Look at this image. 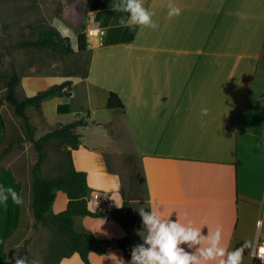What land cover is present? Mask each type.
<instances>
[{
    "label": "crops",
    "instance_id": "0c3cea01",
    "mask_svg": "<svg viewBox=\"0 0 264 264\" xmlns=\"http://www.w3.org/2000/svg\"><path fill=\"white\" fill-rule=\"evenodd\" d=\"M170 3L181 8L180 15H168ZM79 4L80 14H86L85 22L78 23L80 28L67 25L65 17H56L54 25L63 36L74 31L77 45L78 34H87L86 72L75 81L74 76H61L59 82L51 80L60 77L53 74H21L17 91L27 97L72 80L71 96L56 95L44 100L40 111L27 110L38 138L54 127L48 111L57 117L76 112L73 89L83 84L87 103L80 105L84 111L80 118L87 124L76 128L81 145L72 151L74 164L88 173L94 192L106 194L115 208L123 205L124 198L118 166L109 163L113 153L88 143L85 133L93 124L101 132L118 128L130 133L133 148L124 153L138 160L139 175L145 179L144 196L135 199L138 222L127 230L111 217L76 216L77 229L111 241L105 254L90 253L92 264L132 260L112 242L130 236L135 247L145 243L149 232L141 208L199 228L206 239L180 245L197 256L210 247L211 236L220 227L224 256L202 264H220L244 241H251L252 248L245 250L241 264H254L253 245L264 238V0H143V6L154 13L155 29L121 25V17L125 21L130 17L123 10L126 0ZM95 24L102 34H88ZM0 92L5 94L6 87ZM110 92L119 95L124 109L107 107ZM65 104L69 110H59ZM18 118L7 102L1 104V162L8 161L4 153L11 121L21 128ZM239 197L260 199L255 224L254 209ZM67 204V194L58 191L53 211L58 213ZM74 258L81 260L76 252L60 264Z\"/></svg>",
    "mask_w": 264,
    "mask_h": 264
},
{
    "label": "rangeland",
    "instance_id": "374dc122",
    "mask_svg": "<svg viewBox=\"0 0 264 264\" xmlns=\"http://www.w3.org/2000/svg\"><path fill=\"white\" fill-rule=\"evenodd\" d=\"M87 1L0 0V17L9 36V43L0 37V91L5 87V76L13 72H18L20 75L32 73L60 76L51 79L55 82H59L61 76H69L70 78L74 76L71 79L75 81L86 72L89 62V53L86 51L63 54L55 53L49 48H12V45L25 38H37L45 27L54 25L56 17H65L64 20L67 25L74 27V23L75 27L80 28L79 25L86 20V14H80L83 8L79 6V3ZM76 15L77 18H74ZM78 18L80 21L76 20ZM78 23L80 24L78 25ZM57 27L59 28L58 25ZM69 36L71 45L76 47V33L73 31V34ZM73 91L76 95V112L72 116L57 117L48 111L49 121L54 126L50 130L54 129L55 126L72 122L84 116V111L80 107L81 104L87 103V94L83 84L76 85ZM3 95L0 92V97ZM8 105L13 115L18 117L13 107ZM31 114L33 115V111ZM11 123L10 136L7 139L4 153L7 154L8 161L5 163L0 160V184L6 187H14L22 196L23 203L17 205L9 199L6 205L0 204V264H15L14 257L17 255L38 261V264H54L51 255L53 231L42 223H36L31 207V170L38 159V153L32 142L26 139L23 121L20 122L22 129L15 123L14 125L12 121ZM48 131L49 129H47ZM85 134L88 143L98 146L99 149L105 147L113 153L114 158L109 160L108 157L109 163L118 166L117 170L122 178V190L134 204V210H136L135 199L144 196V188L137 177V174H141L138 160L132 155L124 153L132 151L133 148L130 133L118 128L114 129L112 133L104 132V130L101 132L100 128L93 124ZM67 148L68 146L59 140H53L46 145L47 157L43 164L45 176H58L64 173L62 167L64 159H66ZM112 194L118 198L119 193L116 190ZM131 261L126 262V264H131ZM67 264L84 263L79 258H74Z\"/></svg>",
    "mask_w": 264,
    "mask_h": 264
},
{
    "label": "trees",
    "instance_id": "16d2710c",
    "mask_svg": "<svg viewBox=\"0 0 264 264\" xmlns=\"http://www.w3.org/2000/svg\"><path fill=\"white\" fill-rule=\"evenodd\" d=\"M88 37L82 31L78 34L77 49L71 45L69 36H63L61 32L54 26L45 27L37 38H25L18 43L12 45V48H49L55 53L72 54L77 51L87 52ZM6 92L0 97V106L3 102L10 104L16 116L22 119L26 139L31 141L38 153V159L33 164L31 170L32 176V200L31 207L33 217L36 223H42L53 231L51 242V255L54 264H60L65 257H70L74 253H78L84 264H92L90 253L105 254L107 246L111 241L97 237L91 231L86 229H77L75 227L76 216H92L105 217L106 211L100 209L92 210L89 206L90 198L94 193V189L89 185L88 173L84 170L76 168L73 160L72 151L78 149L81 145V135L77 133L76 128L80 125H86L83 119H76L72 122L61 124L46 134L36 138L37 127L31 121L27 110L31 107L41 110L42 102L56 95L71 96L72 80L67 79L59 84L37 92L32 96L20 97L18 87L21 82V75L13 72L5 76ZM109 109H124L125 104L119 95L110 92L107 101ZM59 110H69V105H60ZM59 140L62 144L68 146L66 149V159H64V173L58 176H45L43 172V164L47 157L46 145L53 141ZM141 184L145 183L144 177L137 174ZM64 191L68 196V204L66 209L55 213L53 205L57 198L58 191ZM121 207L114 208L111 218L116 220L125 229H131L137 225L138 215L134 210L133 203L125 196ZM241 203H250L254 209V224L256 222L257 212L260 206V199L256 202L248 198L239 197ZM117 246L121 248L126 256H132L135 248L130 236H124L115 239ZM254 264H264L260 260L254 258Z\"/></svg>",
    "mask_w": 264,
    "mask_h": 264
},
{
    "label": "clouds",
    "instance_id": "9594fccd",
    "mask_svg": "<svg viewBox=\"0 0 264 264\" xmlns=\"http://www.w3.org/2000/svg\"><path fill=\"white\" fill-rule=\"evenodd\" d=\"M123 10L129 12L130 17L127 21L121 17V25H147L153 29L158 27V24L152 20L154 13L143 6V0H126ZM181 11V8L170 3L168 13L170 17L180 15ZM202 111L206 113L207 109ZM9 199L17 205L23 203L22 196L14 187L0 184V204L6 205ZM139 211L144 224L148 227L149 235L144 244L133 249L131 264H202L203 260H213L218 256H224L225 248L220 246L223 239L220 227H217L214 235L211 236L210 247L201 249L200 255L197 256L180 245L199 244L206 239L199 228L185 227L179 222L163 219L155 210L146 212L141 208ZM260 223V221L257 222L258 225ZM251 248L252 242L244 241L238 248L228 252L227 258L222 259L220 264H241L245 250ZM14 261L15 264H38V261L20 255L15 256Z\"/></svg>",
    "mask_w": 264,
    "mask_h": 264
},
{
    "label": "built area",
    "instance_id": "2783aa9c",
    "mask_svg": "<svg viewBox=\"0 0 264 264\" xmlns=\"http://www.w3.org/2000/svg\"><path fill=\"white\" fill-rule=\"evenodd\" d=\"M88 34H99L103 33L104 31L98 26V24H95L91 29H89ZM90 204L95 209H100L102 211H112L115 206L113 205L112 201L108 198L106 194L100 191H96L92 194L90 198ZM254 258L260 260L264 263V238H258L256 239L253 250H252Z\"/></svg>",
    "mask_w": 264,
    "mask_h": 264
},
{
    "label": "water",
    "instance_id": "95a60500",
    "mask_svg": "<svg viewBox=\"0 0 264 264\" xmlns=\"http://www.w3.org/2000/svg\"><path fill=\"white\" fill-rule=\"evenodd\" d=\"M0 37H2L7 43H9V36L6 29L4 28L1 17H0ZM111 216H112L111 211H107L106 217H111ZM112 245H117L116 241H113Z\"/></svg>",
    "mask_w": 264,
    "mask_h": 264
}]
</instances>
